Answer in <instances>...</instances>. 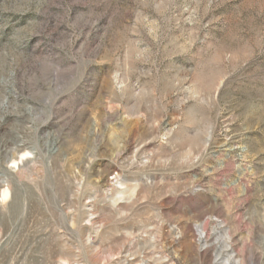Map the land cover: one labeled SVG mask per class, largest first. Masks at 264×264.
<instances>
[{"label": "rangeland", "instance_id": "1", "mask_svg": "<svg viewBox=\"0 0 264 264\" xmlns=\"http://www.w3.org/2000/svg\"><path fill=\"white\" fill-rule=\"evenodd\" d=\"M0 264H264V0H0Z\"/></svg>", "mask_w": 264, "mask_h": 264}]
</instances>
